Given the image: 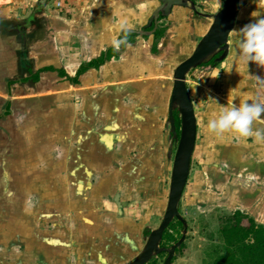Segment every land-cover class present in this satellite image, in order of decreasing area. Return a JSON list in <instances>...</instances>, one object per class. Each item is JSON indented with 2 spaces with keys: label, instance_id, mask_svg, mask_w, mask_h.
<instances>
[{
  "label": "crops",
  "instance_id": "0c3cea01",
  "mask_svg": "<svg viewBox=\"0 0 264 264\" xmlns=\"http://www.w3.org/2000/svg\"><path fill=\"white\" fill-rule=\"evenodd\" d=\"M42 1L0 0L1 212H6L11 180L19 181L17 197L20 191L25 197L27 189L39 197L51 196L49 210L58 208L62 193L87 195L89 180L99 181L95 188L104 195L131 200L145 194L139 189L147 181L161 193L162 180L171 170L167 118L174 70L164 59L181 39L182 21L188 29L195 25L196 44L212 19L175 6L159 21V26L163 19L170 25L154 52L153 41L136 35L130 42L124 33L142 28L158 0ZM222 4L223 0H215L205 13H215ZM235 24L226 58L212 69H196L199 74L193 81L200 95L207 90L214 96L201 116L195 113L186 80L197 121L196 141L200 126L207 128L224 107L264 103V84L255 79L264 80V68L230 60ZM172 33L175 36L170 37ZM111 47L116 52L109 60L77 76L82 64L106 56ZM252 127L253 133L264 132V117ZM210 133L209 143L215 142L211 147L240 149L233 167L259 182L246 192L256 196L264 181V139ZM144 166L151 171L148 177L143 175Z\"/></svg>",
  "mask_w": 264,
  "mask_h": 264
},
{
  "label": "rangeland",
  "instance_id": "374dc122",
  "mask_svg": "<svg viewBox=\"0 0 264 264\" xmlns=\"http://www.w3.org/2000/svg\"><path fill=\"white\" fill-rule=\"evenodd\" d=\"M214 1L197 0V9L210 11ZM239 8L230 38L234 50L230 60H239L236 57L239 31L245 25L264 18V0H240ZM160 25L169 27L170 24L163 19ZM195 33V25L188 29L186 22H181V39L176 40L175 48L164 59L170 64V71L196 47ZM142 37L138 35L136 39L141 40ZM145 39L151 42L153 36ZM121 48L119 45L118 49ZM196 69L191 70L187 77L195 113L201 116L214 96L212 92L208 95L207 90L200 95L198 85L196 88L193 81L199 74ZM209 135L208 128L200 126L190 174L179 203V211L187 222V232L176 259L178 264H215L218 256L227 249L221 229L233 223L230 217L236 211L254 219L257 224H264V211L261 212L264 208V181L260 186L261 192L256 196L246 194L253 182L256 186L259 182L249 180L251 176L243 169L233 167L232 162L235 156H239L237 150L240 149L211 147L215 142L209 143ZM170 142L173 155L176 143ZM171 165L172 157L170 168ZM144 167L143 175L148 177L151 171ZM218 171L221 176L217 179ZM169 181L170 176L162 180L164 188L160 189L161 193H157L153 182H143L139 190H145V194L138 193L137 198L131 200L129 196L104 195V191L95 188L99 181L89 180L85 187L87 195L62 193L56 203L58 208L49 210L51 196L43 194L39 197L27 189L25 197L21 191L17 197L19 181L11 180L6 212H1L3 206L0 205V264H125L143 247L146 240L143 230L157 227L161 221L168 199ZM23 204L25 208L18 210V205ZM113 220L115 223L111 224ZM170 230L179 234L180 227L174 223ZM169 240L166 238L164 242L169 243Z\"/></svg>",
  "mask_w": 264,
  "mask_h": 264
},
{
  "label": "water",
  "instance_id": "95a60500",
  "mask_svg": "<svg viewBox=\"0 0 264 264\" xmlns=\"http://www.w3.org/2000/svg\"><path fill=\"white\" fill-rule=\"evenodd\" d=\"M158 1L159 5L153 10L147 23L141 29H126V31L139 36L153 35L159 27L160 19L168 17L175 6L189 7L199 16L211 18L212 22L197 42L192 53L180 61L173 70L167 125L169 126L170 139L176 143V148L172 155L173 144H171L169 151V157H172V166L166 208L159 225L149 231L143 248L128 264H143L154 254L162 251L169 253L165 264H174L171 262L173 252L183 242L187 232V222L179 211V203L190 173L197 132L194 106L186 83L187 76L191 70L212 58L218 63L226 58L229 52V34L234 27L239 8V0H224L220 9L215 13L199 11L194 0ZM124 41L126 46L128 42L125 38ZM175 111H177L180 120L179 133L176 127ZM175 219L181 221L183 225L181 238L169 248L159 246L163 232Z\"/></svg>",
  "mask_w": 264,
  "mask_h": 264
},
{
  "label": "trees",
  "instance_id": "16d2710c",
  "mask_svg": "<svg viewBox=\"0 0 264 264\" xmlns=\"http://www.w3.org/2000/svg\"><path fill=\"white\" fill-rule=\"evenodd\" d=\"M162 19V18H161ZM167 26H159L153 34L152 50H157V45L161 38L165 36ZM124 35L130 42L134 40L135 33L125 32ZM147 37V36H144ZM115 49L111 47L108 54L96 57L87 63L82 64L77 70V76L92 67H99L106 60H109ZM218 64L214 59L202 63L199 67L212 69ZM176 127L179 133L180 120L175 111ZM233 223L222 227L221 231L226 244V252L221 253L215 264H264V224H257L254 219L245 217L240 211H236L232 217ZM149 229L144 230L147 235ZM170 239H174L173 236Z\"/></svg>",
  "mask_w": 264,
  "mask_h": 264
},
{
  "label": "clouds",
  "instance_id": "9594fccd",
  "mask_svg": "<svg viewBox=\"0 0 264 264\" xmlns=\"http://www.w3.org/2000/svg\"><path fill=\"white\" fill-rule=\"evenodd\" d=\"M236 57L246 66L249 62H253L264 68V18L245 25L239 31ZM255 79L264 84V80L260 77L257 76ZM262 117H264V103L246 101L239 106L232 103L221 110L218 118L210 120L207 128L217 135L233 132L241 137L255 135L257 139H264V132L257 130L253 133L252 127L253 123Z\"/></svg>",
  "mask_w": 264,
  "mask_h": 264
},
{
  "label": "flooded vegetation",
  "instance_id": "af4514ba",
  "mask_svg": "<svg viewBox=\"0 0 264 264\" xmlns=\"http://www.w3.org/2000/svg\"><path fill=\"white\" fill-rule=\"evenodd\" d=\"M196 3H197V0H194ZM214 59V58H212ZM174 223H177L180 227V230H179V234L177 232H175L174 234L171 232L170 228L174 225ZM159 225V224H158ZM155 228V227H154ZM147 229V228H146ZM149 231L153 228H148ZM182 231H183V225L181 223V221L175 219L173 220L170 225L168 226V228L165 229V231L163 232V235H162V240L159 244V246L161 247H166V248H169L173 243L177 242L180 238H181V235H182ZM144 233V232H143ZM149 233V232H148ZM147 233V235H148ZM145 235V234H144ZM147 235H145V238L147 237ZM171 236H173L174 240L171 239L169 240L170 242L169 243H165V239L167 238H170ZM186 239V235H185V238L183 240V242L185 241ZM146 241V240H145ZM183 242L180 244V246L176 247L174 252H173V255H172V258H171V262L174 263V264H178L176 262V259L180 253V249H181V246L183 244ZM144 246V245H143ZM143 248V247H142ZM141 248V249H142ZM141 251V250H140ZM168 252L167 251H162L158 254H154L147 262L143 263V264H165V260L168 256ZM136 256V255H135ZM134 256V257H135ZM160 256L162 257V262H160ZM133 259V258H132ZM130 259V261L132 260ZM130 261L126 262L125 264H128Z\"/></svg>",
  "mask_w": 264,
  "mask_h": 264
},
{
  "label": "built area",
  "instance_id": "2783aa9c",
  "mask_svg": "<svg viewBox=\"0 0 264 264\" xmlns=\"http://www.w3.org/2000/svg\"><path fill=\"white\" fill-rule=\"evenodd\" d=\"M57 5L59 6L60 5V2H58Z\"/></svg>",
  "mask_w": 264,
  "mask_h": 264
}]
</instances>
